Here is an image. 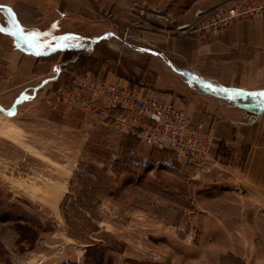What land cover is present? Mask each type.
Instances as JSON below:
<instances>
[{
	"label": "rangeland",
	"instance_id": "374dc122",
	"mask_svg": "<svg viewBox=\"0 0 264 264\" xmlns=\"http://www.w3.org/2000/svg\"><path fill=\"white\" fill-rule=\"evenodd\" d=\"M137 3L148 10L143 0H89L90 18L64 28L82 39L47 44L29 76L0 64V264H264L261 92L239 93L259 105L239 101L244 123H224L220 134L185 113L211 139L193 167L54 96L88 72L156 88L161 52L134 36L166 31L146 23ZM121 9L143 26L118 17Z\"/></svg>",
	"mask_w": 264,
	"mask_h": 264
},
{
	"label": "crops",
	"instance_id": "0c3cea01",
	"mask_svg": "<svg viewBox=\"0 0 264 264\" xmlns=\"http://www.w3.org/2000/svg\"><path fill=\"white\" fill-rule=\"evenodd\" d=\"M228 1L143 0V3L147 4L148 10L169 7L176 22L184 23L194 19L197 9ZM123 11L120 10L122 14L118 17L128 16ZM89 13V0H0V14L8 16L6 28L0 24V64L8 61L18 75L29 76L36 59L50 51L47 44L60 42L53 37L73 31L65 30V27L83 25L80 21L88 20ZM129 14L137 27L143 26L136 13ZM17 25L24 34L18 33ZM32 31L45 34L39 37L42 51L31 46L28 33ZM13 32L17 34L13 35ZM142 33L150 35L144 37ZM134 37L135 41L147 42L151 48L159 50L163 60L156 88H141L183 110L203 127L213 123L212 131L220 134L222 129L231 127L224 123H244L239 118L245 105L241 106L239 101L259 105V98H241L239 93H264V18L235 22L223 35L215 38L168 37L163 32L143 28L137 29ZM181 79L188 81L187 88ZM248 117V122L255 123L252 115ZM217 140L215 136L213 149Z\"/></svg>",
	"mask_w": 264,
	"mask_h": 264
},
{
	"label": "built area",
	"instance_id": "2783aa9c",
	"mask_svg": "<svg viewBox=\"0 0 264 264\" xmlns=\"http://www.w3.org/2000/svg\"><path fill=\"white\" fill-rule=\"evenodd\" d=\"M135 6L141 15H146V23L162 24L167 36L216 37L237 21L264 17V0H230L200 8L194 20L177 26L172 25L169 8L151 11L139 3ZM54 96L58 101L66 100L68 105H83L87 110L91 107L101 118H112V125L124 134L151 148L168 150L182 167L198 166L208 155L211 139L199 125L183 110L160 101L139 86L108 82L88 72L60 87Z\"/></svg>",
	"mask_w": 264,
	"mask_h": 264
},
{
	"label": "snow or ice",
	"instance_id": "6c2138e0",
	"mask_svg": "<svg viewBox=\"0 0 264 264\" xmlns=\"http://www.w3.org/2000/svg\"><path fill=\"white\" fill-rule=\"evenodd\" d=\"M17 28H18V33L19 34H24V30L22 28H19L18 25H17ZM12 34L16 35L17 32H13ZM41 35H45V34L39 33L37 31H32L31 33H28L30 44L33 47L37 48V49H41V51H42L41 41L39 40V37ZM47 35H50V34H47ZM53 39L61 41V43H58V44L55 45L56 48H64V47L72 46L69 43H67L68 41L82 39V37H79V36H77L75 34H67V35H64V36H61V37H53ZM97 39H99V38H97ZM48 46L50 48L52 47L51 44H49ZM37 54H39V52ZM59 70H60L59 68L55 69V71H57V72ZM262 95H264V93H262Z\"/></svg>",
	"mask_w": 264,
	"mask_h": 264
}]
</instances>
